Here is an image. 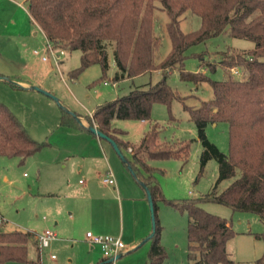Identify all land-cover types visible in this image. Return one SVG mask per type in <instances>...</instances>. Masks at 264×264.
Returning <instances> with one entry per match:
<instances>
[{"label": "trees", "instance_id": "1", "mask_svg": "<svg viewBox=\"0 0 264 264\" xmlns=\"http://www.w3.org/2000/svg\"><path fill=\"white\" fill-rule=\"evenodd\" d=\"M27 3L29 17L55 48L80 51V64L71 71V79L97 64L101 67L100 78L104 80L110 50L116 68L114 83L154 70L162 73L161 80L155 84L134 87L128 94L97 106L91 117L86 116V121L88 126H95L110 137L122 155L130 149L129 158L123 157L135 178L150 192L153 216L157 200L187 213L189 264H233L226 250V243L234 234L230 223L206 212L201 205L206 202L224 204L233 211L255 213L264 221V0H27ZM159 11L167 18L165 32L170 41V50L161 61H157ZM186 11L200 18V26L183 33L179 29V18ZM220 34L249 40L254 48L223 54L218 62L225 74L223 80L185 72L186 50ZM207 67L215 70L209 62ZM234 68L244 76L234 79L230 74ZM175 69L182 81L195 85L206 82L211 87V99L201 101L197 107L183 106V109L194 123L203 146L201 170L205 162L213 158L218 163L219 178L230 180L220 193L213 188L199 198L182 201L163 197L155 178L157 170L149 162L170 158L185 161L191 140H160V126L153 123L140 140L132 144L124 141L121 137L124 132L112 125L114 120L150 122L153 104L170 107L173 100L181 101L166 83L167 75ZM71 118L74 126L87 131ZM217 122H224L228 127L226 154L205 134L207 124ZM61 124H66L64 118ZM46 145L47 142L31 138L0 101V156L23 162ZM160 229L155 222L147 238L151 241L148 264H162L166 258L159 243ZM34 241V234L28 231L0 230V264H40L39 254L35 260L28 258V244ZM258 264H264V253Z\"/></svg>", "mask_w": 264, "mask_h": 264}, {"label": "rangeland", "instance_id": "2", "mask_svg": "<svg viewBox=\"0 0 264 264\" xmlns=\"http://www.w3.org/2000/svg\"><path fill=\"white\" fill-rule=\"evenodd\" d=\"M27 6V0H0V74L10 79L27 80L32 83L30 86L38 87L56 100L42 92L21 90L0 81V101L24 126L31 138L48 143L23 162L18 158L0 156V217L2 218L0 230L28 231L35 236L43 233L46 225L50 226L48 204L52 199L54 201L57 199L46 198L40 194L50 177L46 170L54 163L57 171L64 173L63 166L73 162L72 158L76 157L74 161L81 159L77 158L75 151L82 146H88L91 150H95L99 144L109 147L119 169L127 177L135 180L127 164L121 160L111 144L74 126L71 122L72 116L64 113V109L86 119V116H90L89 114L97 106L128 94L132 88L155 84L161 80L162 73L154 70L114 83L112 78L116 68L110 50L104 80L100 78L101 67L97 64L86 68L75 79H71L69 76L71 71L80 64V51L63 49L64 55L60 56L58 66L54 65L51 59L46 62L41 61L46 40L38 25L29 17ZM158 16L156 31L160 36V46L157 51V61H161L170 50V41L165 32L167 18L164 12L160 11ZM199 26L200 18L189 11L184 12L179 18V29L183 33L195 31ZM253 48V42L232 38L227 34L210 37L186 50L184 71L202 73L212 80H223L225 74L218 64L223 54L229 55ZM33 50H37L39 54H34ZM199 55L202 58H199ZM207 62L215 67L214 71L207 67ZM233 70H230V74L234 79L244 76L242 72L233 74ZM166 83L182 98L181 101L173 100L170 107L159 103L153 104L150 122L146 121L142 127L136 120H114L113 126L124 132L121 136L124 141L132 144L137 143L153 123L160 126V140H191L185 161L170 158L149 162L157 170L155 178L165 199L178 201L196 199L211 192L213 188L216 193H220L228 186L230 180L219 178L218 163L213 158L208 159L201 170L200 157L203 146L197 137L194 123L183 109V106L197 107L201 101L211 99V87L206 82L195 85L192 82L182 81L177 69L167 75ZM62 118L66 123L64 125L61 124ZM205 134L219 151L227 153L226 123L207 124ZM127 151L129 152L130 149L128 148ZM123 156L129 158L126 151H123ZM107 168L104 165V169ZM110 171L114 172L112 168ZM102 178L103 175L100 181L104 184ZM71 181L77 179L71 176ZM146 205L152 229L149 202ZM201 207L206 212L224 218L230 223L234 234L227 241L226 250L233 264H258L264 253V221L255 213L233 211L224 204L206 202ZM154 218L157 226L161 228L159 243L166 253L162 264H189L187 213L162 200H157ZM84 228L83 224L75 225L74 230L50 241L49 246L45 248L39 247L36 241L30 242L29 260H35L39 254L40 264L96 263L102 258V253L97 246L90 248ZM150 245L151 241L146 240L134 251L122 254L123 250L118 259L105 264H144ZM51 255L54 258H51Z\"/></svg>", "mask_w": 264, "mask_h": 264}, {"label": "crops", "instance_id": "3", "mask_svg": "<svg viewBox=\"0 0 264 264\" xmlns=\"http://www.w3.org/2000/svg\"><path fill=\"white\" fill-rule=\"evenodd\" d=\"M42 36L45 38L43 32ZM12 80L20 84L21 90H31V82L19 78H12ZM15 88L19 89V87ZM76 117L83 127L88 126L86 119L79 115ZM139 122L141 127L146 123V121ZM113 124H115L114 121ZM110 150L109 147H103L100 144L95 150L82 146L75 151L77 158L81 159L74 161L76 157L72 158L73 162L63 166L64 173H59L54 163L46 170L50 177L40 194L46 198H57L56 201L52 199L48 204L51 221H49L50 226L46 225L45 228L55 234L53 240L71 232L77 224H83L85 233L89 231L96 235L119 237L124 244L122 254L134 251L143 243L142 240H148L152 229L147 214L148 202L139 184L140 180L127 177L119 169ZM75 153L73 155H76ZM104 165L108 167L106 170ZM111 168L115 173L110 171ZM108 172L114 179V185H104L107 183L102 184L100 181L101 176L104 177ZM71 176L77 181H71ZM34 239L38 243L36 235ZM93 247L95 246L90 245L91 249ZM104 259L106 258L102 255V258L94 264ZM144 264H148L147 258Z\"/></svg>", "mask_w": 264, "mask_h": 264}, {"label": "built area", "instance_id": "4", "mask_svg": "<svg viewBox=\"0 0 264 264\" xmlns=\"http://www.w3.org/2000/svg\"><path fill=\"white\" fill-rule=\"evenodd\" d=\"M45 40V52L43 55H41V60L46 62L51 59L54 65L58 66L60 62V56L64 55V51L62 49H58L57 51V48H55L53 44L46 39V37ZM34 54H39V52L34 50ZM236 70H233V74L238 73ZM102 182L109 185H114V179L110 172L106 173L102 179ZM0 220H2L1 217ZM36 238L38 240L39 247L45 248L48 247L49 242L55 238V234L52 231L45 230L43 233L36 235ZM85 238L90 245L97 246L102 252L103 257L106 259H114L124 249V244L119 237H113L110 235H96L88 231L85 233ZM51 258H54V256L51 255Z\"/></svg>", "mask_w": 264, "mask_h": 264}, {"label": "water", "instance_id": "5", "mask_svg": "<svg viewBox=\"0 0 264 264\" xmlns=\"http://www.w3.org/2000/svg\"><path fill=\"white\" fill-rule=\"evenodd\" d=\"M0 80L1 81H4V82H7V83H10V84H12L15 87L21 88L20 84L14 82L12 79H10L8 77L2 76V77H0ZM30 89L31 90H35V91H38V92H42V93H44L46 95L51 96L49 93H46V92L42 91L41 89H39L38 87H35V86H31ZM52 98L56 100V98H54V97H52ZM64 111L67 114H69L70 116H72L73 118H75V120L77 121V123L80 126H83L82 123L80 122V120L77 119V117H76V115L74 113H72V112H70V111H68L66 109H64ZM85 128L87 129L88 132L96 135L98 138L108 141L111 144V146L113 147V149L115 150V152L119 155V157L121 158V160L124 163H126L123 155L121 154V152L119 150V148L117 147V145L115 144V142L110 137H108L104 133L100 132L95 126H86ZM127 167L129 169V171L131 172V174L135 177L134 171L131 169V167L128 166V165H127ZM139 184L143 188V190L145 192V195H146V199L149 202L150 210H151V213H152V226H153L154 223H155V220H154V216H153V203H152V200H151V194H150V192L148 191L147 187L145 186V184L143 182L139 181ZM144 241H145V239H144ZM120 256H121V254L118 255V256H116L114 259H109L107 262H112V261L118 259Z\"/></svg>", "mask_w": 264, "mask_h": 264}]
</instances>
